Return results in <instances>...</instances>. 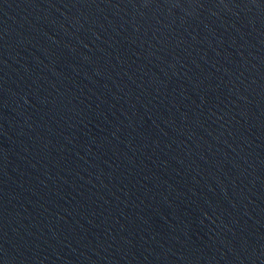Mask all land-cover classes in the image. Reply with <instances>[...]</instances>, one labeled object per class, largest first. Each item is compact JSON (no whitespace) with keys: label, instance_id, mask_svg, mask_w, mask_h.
I'll return each mask as SVG.
<instances>
[{"label":"water","instance_id":"1","mask_svg":"<svg viewBox=\"0 0 264 264\" xmlns=\"http://www.w3.org/2000/svg\"><path fill=\"white\" fill-rule=\"evenodd\" d=\"M0 264H264V0H0Z\"/></svg>","mask_w":264,"mask_h":264}]
</instances>
